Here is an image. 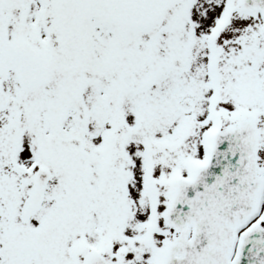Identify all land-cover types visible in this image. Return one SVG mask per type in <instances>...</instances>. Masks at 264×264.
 I'll list each match as a JSON object with an SVG mask.
<instances>
[{"label": "snow or ice", "instance_id": "obj_1", "mask_svg": "<svg viewBox=\"0 0 264 264\" xmlns=\"http://www.w3.org/2000/svg\"><path fill=\"white\" fill-rule=\"evenodd\" d=\"M0 264H264V0H0Z\"/></svg>", "mask_w": 264, "mask_h": 264}]
</instances>
